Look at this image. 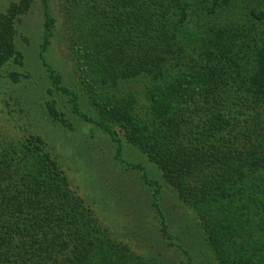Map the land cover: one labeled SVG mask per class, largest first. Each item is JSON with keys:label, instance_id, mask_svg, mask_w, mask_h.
Here are the masks:
<instances>
[{"label": "trees", "instance_id": "trees-1", "mask_svg": "<svg viewBox=\"0 0 264 264\" xmlns=\"http://www.w3.org/2000/svg\"><path fill=\"white\" fill-rule=\"evenodd\" d=\"M29 1L13 10L15 19L2 20L7 43L0 38V64L20 54L14 26ZM116 1L77 16L82 22L73 27V39L82 44L84 61L112 63V74L117 62H125V79L145 75L164 90L147 92L149 114L135 118L132 141L181 198L203 214L217 208L221 222L229 219L227 236L242 225L250 230L264 210V49L240 55L216 40L184 37L187 1ZM204 1L214 14L231 0ZM250 16L264 21V13ZM102 77L103 84L117 86L115 74ZM9 138L0 134V264H96V255L105 253L94 243V217L69 193L54 163L35 161ZM242 198L249 203L240 204L239 214L228 210Z\"/></svg>", "mask_w": 264, "mask_h": 264}, {"label": "rangeland", "instance_id": "rangeland-1", "mask_svg": "<svg viewBox=\"0 0 264 264\" xmlns=\"http://www.w3.org/2000/svg\"><path fill=\"white\" fill-rule=\"evenodd\" d=\"M181 1L189 3L184 37L216 40L240 55L264 49V21L250 16L264 13V0H231L214 14L207 12L210 1ZM27 2L0 0L3 44L2 20L15 19L13 10ZM109 2L117 3L32 0L15 21L20 54L0 64V134L24 145L35 161L46 157L56 165L69 193L96 220L94 243L105 253L96 255V264H264V210L255 215V227L242 225L227 236L231 221L221 222L217 208L203 214L181 198L132 141L135 118L149 114L147 92L164 90L145 75L125 79V62H117L112 74V63L110 68L84 61L82 44L73 39L78 35L73 27L82 22L77 16ZM121 3L128 6L129 0ZM193 30L197 35H189ZM114 74L116 87L102 83V76ZM241 203L249 202H231L228 210L239 214Z\"/></svg>", "mask_w": 264, "mask_h": 264}]
</instances>
